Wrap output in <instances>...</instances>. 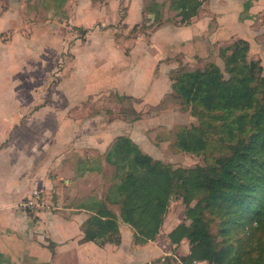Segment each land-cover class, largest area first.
Returning <instances> with one entry per match:
<instances>
[{
  "label": "rangeland",
  "instance_id": "1",
  "mask_svg": "<svg viewBox=\"0 0 264 264\" xmlns=\"http://www.w3.org/2000/svg\"><path fill=\"white\" fill-rule=\"evenodd\" d=\"M172 4L0 0V105L15 104L23 117L52 112L54 126L61 115L79 127L94 126V115L102 125L114 120L117 131L131 130L139 148L153 158L173 167L206 163L202 153L182 151L174 143L176 129L197 124V118L172 91L169 76L207 62L226 75L220 48L236 38L247 41L246 58L258 60L264 75V0H199L185 22ZM146 89L157 102L142 101ZM19 125L30 130L23 119ZM102 172L101 191L112 195L117 179L112 169ZM40 195V207L23 205L33 220L35 208L57 210L65 202L54 192ZM183 210L172 198L165 217L187 223Z\"/></svg>",
  "mask_w": 264,
  "mask_h": 264
},
{
  "label": "trees",
  "instance_id": "2",
  "mask_svg": "<svg viewBox=\"0 0 264 264\" xmlns=\"http://www.w3.org/2000/svg\"><path fill=\"white\" fill-rule=\"evenodd\" d=\"M172 3L185 22L199 0ZM246 49L243 38L220 48L226 75L207 62L169 76L172 91L197 118V124L176 129L174 143L209 161L173 167L122 134L104 154L117 179L113 200L133 240L152 239L169 201L182 202L188 222L180 220L167 232L172 243L187 240L182 264L201 258L264 264V75L258 60L246 58ZM81 239L98 244L119 239L115 216L105 203L98 202L85 219Z\"/></svg>",
  "mask_w": 264,
  "mask_h": 264
},
{
  "label": "crops",
  "instance_id": "3",
  "mask_svg": "<svg viewBox=\"0 0 264 264\" xmlns=\"http://www.w3.org/2000/svg\"><path fill=\"white\" fill-rule=\"evenodd\" d=\"M149 93L142 91V101L157 102ZM15 107L0 105V138L11 134L0 140V264H182L187 240L169 241L167 232L176 223L166 219V212L154 237L137 242L119 216L114 190L112 195L101 191L102 169H112L115 178L113 165L104 158L114 137L126 135L141 146L131 130L117 131L114 120L102 125L95 115L94 126L79 127L66 115L54 126L52 112L23 117ZM20 119L30 130L15 126ZM33 189L39 196L54 192L57 201L65 202L57 210L35 208L33 220L20 200L31 197ZM98 202L115 216L117 241L81 239L85 219Z\"/></svg>",
  "mask_w": 264,
  "mask_h": 264
},
{
  "label": "built area",
  "instance_id": "4",
  "mask_svg": "<svg viewBox=\"0 0 264 264\" xmlns=\"http://www.w3.org/2000/svg\"><path fill=\"white\" fill-rule=\"evenodd\" d=\"M22 203H23L22 205L28 207H34V206H39V204L41 205L42 201L40 199L38 191L33 189L31 192V197L27 198ZM189 264H216V263L214 261L201 258V259H192Z\"/></svg>",
  "mask_w": 264,
  "mask_h": 264
}]
</instances>
